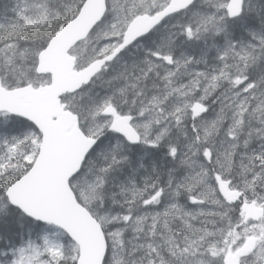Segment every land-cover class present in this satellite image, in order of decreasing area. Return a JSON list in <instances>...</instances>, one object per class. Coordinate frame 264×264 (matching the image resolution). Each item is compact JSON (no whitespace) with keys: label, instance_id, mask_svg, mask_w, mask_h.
Listing matches in <instances>:
<instances>
[{"label":"snow or ice","instance_id":"obj_1","mask_svg":"<svg viewBox=\"0 0 264 264\" xmlns=\"http://www.w3.org/2000/svg\"><path fill=\"white\" fill-rule=\"evenodd\" d=\"M0 264H264V0H0Z\"/></svg>","mask_w":264,"mask_h":264}]
</instances>
